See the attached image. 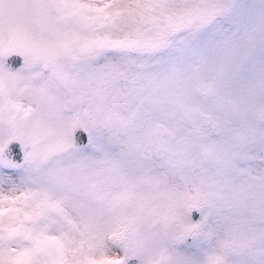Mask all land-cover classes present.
<instances>
[{
  "label": "snow or ice",
  "instance_id": "1",
  "mask_svg": "<svg viewBox=\"0 0 264 264\" xmlns=\"http://www.w3.org/2000/svg\"><path fill=\"white\" fill-rule=\"evenodd\" d=\"M0 264H264V0H0Z\"/></svg>",
  "mask_w": 264,
  "mask_h": 264
}]
</instances>
